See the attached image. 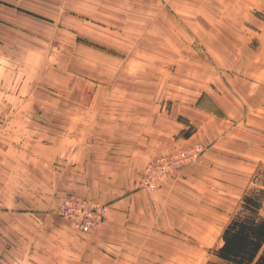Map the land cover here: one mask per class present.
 Masks as SVG:
<instances>
[{"label":"rangeland","instance_id":"rangeland-1","mask_svg":"<svg viewBox=\"0 0 264 264\" xmlns=\"http://www.w3.org/2000/svg\"><path fill=\"white\" fill-rule=\"evenodd\" d=\"M5 1L21 12L19 25L3 23L0 34V159L9 168L3 173L8 181L6 188L12 187V177L17 176L11 163L17 159L18 172L25 178L20 179L23 196L28 197L29 190L31 197L51 191L53 216L57 214L58 202L65 197L105 205L108 213L98 229L101 230L110 211L116 209L112 204L115 200L106 199L111 195L107 190L112 188L108 184L112 181L104 178L107 174L103 159H139L137 150L131 154V137L139 134L133 125H139L137 121L147 110L157 106L168 108L170 98L175 96L179 56L203 61V56L210 53L200 47L202 44L210 46L236 40L239 33L232 24V16H226L225 20H192L189 28L182 27L181 40H175L178 23L172 0L148 4L141 9V15L135 13V0L129 5H116L113 12L117 14L111 24L102 20V8L93 0L69 3L33 0L29 4L23 0ZM221 6L232 15L239 10L237 0H224ZM148 8L151 11L145 18ZM253 12L264 23V14ZM161 13L166 18L159 22ZM250 22L245 21L243 44L252 48L264 46V30ZM153 28L159 29L158 35L149 34ZM258 54L263 53L253 52V59ZM252 78L260 83L264 70ZM201 146L204 154L208 147ZM203 154L200 160L186 167L201 164ZM27 164L36 168L35 173L31 168L29 172V179L35 183L27 184ZM95 165L97 168H93ZM144 170L137 189H133L138 193H154L179 174L167 177L157 190L148 191L139 187ZM91 172H97L94 178L89 177ZM125 182L127 186L128 181ZM253 186L251 183L248 188ZM2 195L0 186L1 201ZM241 198L240 194L208 197L216 210L210 221L211 229L202 237L198 234L202 229L193 228L195 232H192L178 224L173 237L175 244H164L163 264H205L213 260L211 252L220 245L222 231ZM76 235L84 240V248L89 247V252H84V264H146L145 259L134 260V255L130 256L132 259L125 255L123 244L101 241L92 246L88 235ZM52 247L56 248L55 252L54 248L51 252H36L34 263L75 264L74 246L63 252Z\"/></svg>","mask_w":264,"mask_h":264},{"label":"crops","instance_id":"crops-1","mask_svg":"<svg viewBox=\"0 0 264 264\" xmlns=\"http://www.w3.org/2000/svg\"><path fill=\"white\" fill-rule=\"evenodd\" d=\"M23 1L29 4L33 0ZM131 1L93 0L98 8H102V20L107 24L116 17L117 11L113 12L116 5H129ZM135 1V13L141 15V9L148 4L164 0ZM172 1L178 23L175 40H181L182 27L189 28L192 20H225L228 15L232 16V24L239 36L232 42L202 44L200 47L207 48L205 50L210 53V56H203V61L179 56L175 67V96L170 98V105L166 109L157 106L147 110L137 121L139 125H133L139 134L131 137V154L137 150L139 159H103L107 174L104 178L112 181L108 183L112 188L107 190L111 195L106 199L115 200L112 204L116 209L108 214L103 229L82 235H88V243L92 246L101 241L123 244L125 255H134V260L145 259L146 264H163L164 244H175L173 237L178 224L192 232L198 227L205 230L198 234L206 236L216 211L207 198L221 194H240L242 197L264 169V79L257 83L252 78L253 74L260 75L264 70V46H245L241 38L245 33V21L264 30V23L252 15L254 10L264 14V0H237L239 10L235 15L221 6L224 0ZM186 9L188 11L183 15ZM165 18L166 15L161 13L157 20L160 22ZM20 19L21 12L15 5L0 0V34H3V23L18 26ZM149 34L158 35L159 29H151ZM190 45L192 43L188 47ZM253 52L263 54L253 59ZM185 68L187 73L177 70ZM209 75L212 78L206 79ZM198 143L208 147L201 164L186 167L154 193L133 191L151 160ZM11 163L17 176L12 177V187L6 188L8 181L3 173L9 168L7 162L0 159V186L4 193L0 210V264H35V253L51 252L52 246L59 252L74 246L75 264H84V252H89V247L84 248V240L60 216L52 215L51 191L31 197L29 190V196H23L20 179L25 178L18 172L20 162L12 159ZM30 168L33 173L36 169L27 164V184L35 183L29 179ZM93 168H97L96 165ZM96 173L91 172L89 177L94 178ZM126 180L127 186H124ZM192 236L196 237L195 234ZM171 252L175 253V248L171 247Z\"/></svg>","mask_w":264,"mask_h":264},{"label":"trees","instance_id":"trees-1","mask_svg":"<svg viewBox=\"0 0 264 264\" xmlns=\"http://www.w3.org/2000/svg\"><path fill=\"white\" fill-rule=\"evenodd\" d=\"M206 264H264V169L245 193Z\"/></svg>","mask_w":264,"mask_h":264},{"label":"built area","instance_id":"built-area-1","mask_svg":"<svg viewBox=\"0 0 264 264\" xmlns=\"http://www.w3.org/2000/svg\"><path fill=\"white\" fill-rule=\"evenodd\" d=\"M202 154L203 147L196 145L157 157L156 160L147 164L139 187L148 191L157 190L167 177L174 176L186 166L194 164L201 159ZM1 208L0 197V210ZM56 213L67 220L75 232L86 234L101 227L108 209L105 205H100L95 201L65 197L58 202Z\"/></svg>","mask_w":264,"mask_h":264}]
</instances>
